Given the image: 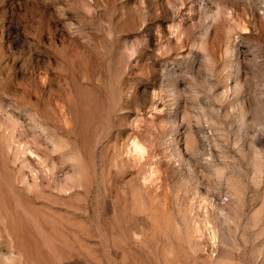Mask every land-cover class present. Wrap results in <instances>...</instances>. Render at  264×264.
I'll return each mask as SVG.
<instances>
[{"label":"rangeland","instance_id":"obj_1","mask_svg":"<svg viewBox=\"0 0 264 264\" xmlns=\"http://www.w3.org/2000/svg\"><path fill=\"white\" fill-rule=\"evenodd\" d=\"M0 264H264V0H0Z\"/></svg>","mask_w":264,"mask_h":264}]
</instances>
